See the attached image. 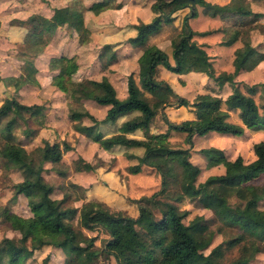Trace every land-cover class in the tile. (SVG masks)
<instances>
[{
	"label": "rangeland",
	"instance_id": "rangeland-1",
	"mask_svg": "<svg viewBox=\"0 0 264 264\" xmlns=\"http://www.w3.org/2000/svg\"><path fill=\"white\" fill-rule=\"evenodd\" d=\"M72 1L0 0V104L5 98L14 97L24 104L43 106L41 114L29 116L28 123L33 128L30 136L22 131L24 127L21 122L13 132L32 158L33 169L41 168L44 180L52 186V198L59 200L65 196V205L77 209L89 201H97L111 213L136 216L138 208L132 199L150 195L160 188L161 178L156 167L143 164L138 172H133L131 167L138 163L139 156L144 152L142 148L115 146L104 149L85 133L74 128V123L90 125L92 121L87 116L74 121L70 118V112H87L101 120L107 106L86 98L83 92L96 90L97 86L92 80L103 79L111 84L118 97H124L126 77L133 73L137 79L139 61L148 45H157L172 63V41L178 38L181 19L188 8L176 11L172 22L162 24L142 45L133 46L127 42V38L135 34V30L131 29L132 24L139 19L147 21L152 17L149 8L151 0H102V6L83 7L81 12L75 11L76 13L70 12L72 9L68 7ZM95 1L77 0L86 5ZM207 1L223 3L229 0ZM243 4L252 10L251 14L213 17L196 5L198 14L189 19L193 30L210 31L206 35H195L193 39L204 46L210 56L214 74L233 71L234 52L243 45L246 38H249L252 45L264 50V0H245ZM233 29L240 31L239 37L231 45H222L221 41L227 39ZM105 43L112 44L111 49H116L117 54V59L109 64V53L100 57ZM67 58H71L72 62H67ZM29 62L36 68L31 82L18 88L13 84H6L12 76L23 77L29 71ZM66 67L68 71L62 73L61 70ZM154 79L168 82L177 94L189 101L199 93H209L225 99L231 92L228 83L219 85L204 73H175L161 64L154 73ZM235 79L239 81V87L243 91L246 85L264 81V59L251 70L240 71ZM143 93L148 101H153L152 95ZM253 98L259 105V112H262L259 92L253 94ZM223 108L226 109L224 104ZM163 110L170 122L179 123L184 119L194 118L190 106L176 104L165 106ZM228 112L229 121L242 124L239 110ZM133 114L119 117L113 123H99L96 130L101 131L104 136L116 134L119 124ZM2 125L3 123L0 127ZM166 128L167 125L158 112L151 118L147 129L136 130L127 136L145 138L150 134L162 133ZM184 137L185 133L170 131L166 139L173 148H185L188 145L184 142ZM43 140L59 142L61 146L66 141L71 149L63 152L56 163L44 162ZM201 148L218 150L246 170L264 163V129H248L244 126L241 135L213 131L206 136H195L187 160L200 168L196 182L203 181L209 175L224 172L222 164L206 166L207 159L199 152ZM3 149L4 139L0 133V153ZM169 161L174 166V179L186 177L187 167L179 157L170 158ZM27 177L33 178L27 168L8 167L0 157V238L9 237L18 245L22 244L20 234L11 228L1 211L7 207L20 216L31 215L27 198L23 194L15 195L14 190V184ZM263 183L264 170L259 171L250 181V184ZM196 204L195 200L188 198L180 203V208L187 209L189 213L184 221L187 222L194 215H202L209 221V227L216 230L218 220L212 211ZM259 207L264 209V199L260 200ZM69 221L82 233L80 236H95L94 248L98 250V263L115 264L112 256L101 251L109 237L104 228L96 227L89 231L79 224L78 216ZM141 225L145 224L141 222ZM237 231L233 227L225 228L222 233L214 232L210 245L203 250L204 253ZM240 247L237 244L226 250L222 257L223 263L228 264L236 259L240 254ZM44 258L48 259V264H66L68 250L65 247L44 245L34 250L25 264H42ZM248 264H264V240L261 251Z\"/></svg>",
	"mask_w": 264,
	"mask_h": 264
},
{
	"label": "trees",
	"instance_id": "trees-1",
	"mask_svg": "<svg viewBox=\"0 0 264 264\" xmlns=\"http://www.w3.org/2000/svg\"><path fill=\"white\" fill-rule=\"evenodd\" d=\"M243 1L230 0L219 5L206 0H151V19L147 22L139 20L133 24L135 35L129 37L127 42L143 44L162 24L172 22L176 11L188 8L182 16L178 38L172 41L173 62L168 60L161 48L149 45L139 61L137 79L133 73L126 77L124 97H118L111 84L103 79L92 80L97 86L96 90L83 92L86 98L107 106L101 120L87 112H70V118L74 121L82 116H87L92 121L90 125L74 123V128L85 133L102 148H142L144 152L139 156L138 163L131 167L133 172H138L143 164L156 167L161 178L160 188L150 195L132 199L138 208L136 216L111 213L97 201H89L77 209L65 205V196L59 200L52 198V186L44 180L41 168L33 169L32 158L13 132L21 122L24 127L22 131L30 136L33 128L29 126V116L41 114L43 106L24 104L14 97L4 99L0 104V124L3 123L0 133L4 139L0 157L8 167L27 168L33 178L27 177L14 184L15 195L23 194L27 198L31 215L23 217L7 207L1 211L11 228L20 234L22 244H16L9 237H1L0 264H25L33 251L44 245L67 248L66 264L69 261L76 264H100L97 262L98 250L94 248L95 236H80L82 233L69 221L75 216H78L79 224L89 231L96 227L106 230L109 237L101 251L112 256L115 264H224L222 257L225 251L237 244L241 245L240 254L228 264H248L261 251L264 240V209L259 207V202L264 199V183L250 184V181L259 171L264 170V163L243 170L222 152L201 148L199 152L207 159L206 166L222 164L224 172L209 175L203 181L196 182L200 168L187 160L195 136H206L213 131L241 135L244 126L248 129H264V81L246 85L243 91L239 87V81L235 79L240 71L251 70L262 61L264 50L252 45L249 38H246L243 45L234 52L233 71L214 74L210 56L204 46L193 39L195 35H206L210 31H196L189 24V19L197 16L196 5L213 17L251 14L252 11ZM70 8L74 12H81V6L76 0ZM239 35L240 31L233 29L221 44L231 45ZM110 49V44H104L100 52V57L109 53L107 64L116 59L115 52ZM66 60L72 62L71 58ZM159 64L175 73H204L219 85L228 83L231 92L225 99L209 93H199L189 101L177 94L168 82L154 79ZM28 65L29 71L23 77L12 76L6 84H13L18 88L31 82L36 68L31 62ZM75 69L74 62L73 70ZM67 71V67L61 70L62 73ZM143 92L152 95L153 101H148ZM257 92L262 100V112H259V105L253 98V94ZM176 104L192 107L194 118L184 119L179 123L170 122L163 109ZM230 110H239L242 124L228 120ZM158 112L167 125L164 132L150 134L145 138L127 136L136 130L147 129L151 118ZM130 113L134 114L119 124L118 133L104 136L101 131L96 130L97 124L113 123ZM170 131L185 133L184 142L188 146L171 147L166 139ZM70 149L71 145L66 141L61 146L59 142L43 140L42 160L56 163L63 152ZM175 157H179L187 167L186 177L180 180L174 179V166L169 161ZM86 165L90 168L89 164ZM184 198L193 199L197 206L210 209L218 220L216 230L209 227V221L202 215H194L185 222L188 210L180 208ZM141 222L145 225H141ZM233 227L238 229L236 234L204 253L203 250L210 245L214 232L222 233L225 228ZM47 261L44 258L42 264H48Z\"/></svg>",
	"mask_w": 264,
	"mask_h": 264
},
{
	"label": "crops",
	"instance_id": "crops-1",
	"mask_svg": "<svg viewBox=\"0 0 264 264\" xmlns=\"http://www.w3.org/2000/svg\"><path fill=\"white\" fill-rule=\"evenodd\" d=\"M74 1H75V0H73L71 3L68 4V5H69V6H68L69 8L71 7V5L73 4ZM76 1H77V0H76ZM206 1H207V0H206ZM229 1H230V0H229ZM229 1H228V2H229ZM244 1H245V0H244ZM209 2H210V1H209ZM228 2L216 3V4L223 5V4H226V3H228ZM78 3H79V5L81 6V8H83V7L90 8L91 5H92V6H94V5H95V6H102V0H96L95 2H91V3L88 4V5H86V4H84V3L82 4V3H80V2H78ZM211 3H213V2H211ZM66 5H67V4H66ZM103 5L105 6V4H103ZM149 8H150V6H149ZM84 11H85V10H84ZM150 11H151V10H150ZM251 11H252V10H251ZM70 12H74V11L72 10V11H70ZM74 13H76V12H74ZM151 13H152V12H151ZM185 13H186V12H185ZM185 13H184V14H185ZM184 14H183V15H184ZM197 14H198V12H197ZM152 15H153V13H152ZM150 19H151V18H150ZM150 19H149V20H150ZM139 20H141V21H145V22L149 21V20L146 21L145 19H144V20H143V19H139ZM139 20H138V21H139ZM138 21H137V22H138ZM137 22H136V23H137ZM133 24H135V23H133ZM133 24H132V25H133ZM131 29L135 30L134 28H131ZM154 33H155V32H154ZM152 34H153V33H152ZM134 35H135V34H134ZM150 35H151V34H150ZM132 36H133V35H132ZM129 37H131V36H129ZM129 37H128V38H129ZM128 38H127V39H128ZM145 42H146V41H145ZM145 42H144V43H145ZM128 43H129V42H128ZM105 44H110V43H105ZM129 44H131V43H129ZM110 45H112V44H110ZM131 45H133V46H140V45H134V44H131ZM141 45H142V44H141ZM154 45H155V44H154ZM148 46H149V45H148ZM156 46H157V45H156ZM111 50H112V49H111ZM113 51H115V54H116V49H114ZM116 59H117V54H116ZM191 72H194V71H190V72H188V73H191ZM195 73H198V72H195ZM211 133H212V132H211Z\"/></svg>",
	"mask_w": 264,
	"mask_h": 264
}]
</instances>
